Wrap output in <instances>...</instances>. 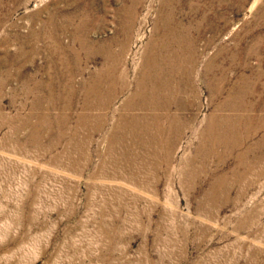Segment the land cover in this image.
<instances>
[{
  "label": "rangeland",
  "instance_id": "1",
  "mask_svg": "<svg viewBox=\"0 0 264 264\" xmlns=\"http://www.w3.org/2000/svg\"><path fill=\"white\" fill-rule=\"evenodd\" d=\"M0 264H264V0H0Z\"/></svg>",
  "mask_w": 264,
  "mask_h": 264
},
{
  "label": "bare ground",
  "instance_id": "2",
  "mask_svg": "<svg viewBox=\"0 0 264 264\" xmlns=\"http://www.w3.org/2000/svg\"><path fill=\"white\" fill-rule=\"evenodd\" d=\"M174 33L176 32L171 31L168 34ZM167 43H161L163 45L159 47L157 55L151 60L150 73H148L144 80H140L137 89V92L142 99L149 101V103H156V106L165 111L169 107L170 100H172L175 92V77L177 73L185 72L183 65L185 62H188L185 60V56H183V54H185V51H183V45L178 44L177 47H174L173 49L172 45ZM153 99L156 101L154 102ZM228 138H230L229 134L226 139L229 140ZM232 144H234L233 147L237 146L235 143ZM229 147L232 148L231 144ZM250 152L252 151L248 149L246 155ZM241 157L244 159L246 156Z\"/></svg>",
  "mask_w": 264,
  "mask_h": 264
}]
</instances>
